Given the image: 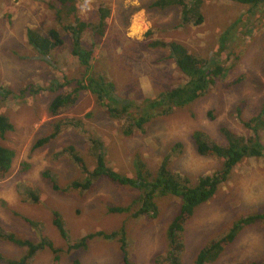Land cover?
Listing matches in <instances>:
<instances>
[{"label": "rangeland", "instance_id": "rangeland-1", "mask_svg": "<svg viewBox=\"0 0 264 264\" xmlns=\"http://www.w3.org/2000/svg\"><path fill=\"white\" fill-rule=\"evenodd\" d=\"M51 0H0V86L11 89L0 99V113L7 115L14 128L0 135V143L15 152L11 168L0 178V223L5 231L38 241L45 233L61 248L59 260L51 250H40L29 264H121L120 243L116 238L90 240L85 248L67 250V243L52 225L58 211L72 240L96 230L111 231L124 226L130 260L136 264H165L168 250L167 225L177 212L180 200L173 195L157 199L155 218L133 217L140 204L136 188L99 177L89 189H70L72 180L83 174L60 150L73 145L92 170L95 162L89 153L91 135L103 142L108 165L121 175L133 176L135 160L144 162L152 173L162 161L174 172L187 176L194 184L201 176L215 172L222 160L197 152L194 131L203 138L225 145L220 131L227 126L237 134L253 132L243 120L264 109V8L250 7L237 0H203V20L182 25L181 8L160 9L153 0H76L79 15L97 21V9L110 10L104 37L87 70L71 54L70 34L56 23ZM141 20V32H132V23ZM56 27L63 44L44 59L27 40V30L46 33ZM89 31L83 33L85 47L91 43ZM152 40H176L198 58L214 61L224 75L191 103L169 108L153 106L165 89L182 86L187 77L176 66L166 48L149 46ZM92 69V71H91ZM105 73L114 83L110 105L130 103L131 116L148 114L142 129L123 133L127 122L107 114L94 93L82 90L67 111L48 114L54 95L71 90V78ZM239 79L238 81H236ZM55 88L51 90L50 87ZM25 91H20V90ZM69 126L51 142L33 148L34 142L48 135L55 122ZM264 144V126L260 127ZM49 172L60 185L54 190ZM84 178V177H83ZM82 178V179H83ZM35 188L37 201L28 195ZM110 206H128L129 211L111 213ZM264 211V156L244 157L231 171L228 180L206 202L199 205L183 232L184 250L180 264H193L198 250L210 239H219L239 217ZM38 222V230L23 220ZM0 253L18 258L24 248L0 241ZM264 260V221L244 227L213 264H248ZM77 261L78 263H75ZM4 264V263H0Z\"/></svg>", "mask_w": 264, "mask_h": 264}, {"label": "trees", "instance_id": "trees-1", "mask_svg": "<svg viewBox=\"0 0 264 264\" xmlns=\"http://www.w3.org/2000/svg\"><path fill=\"white\" fill-rule=\"evenodd\" d=\"M238 2L249 5L250 7L261 6L264 8V0H237ZM203 0H153L151 5L165 9L171 6L181 8L182 25L190 21L199 24L203 20L201 4ZM50 6L53 8L54 18L61 29L68 32L71 37V54L76 56L79 62L89 70L92 67L91 60L95 55L96 48L99 47L107 25V17L110 10L106 7L97 9V21L89 22L81 18L78 11L76 0H51ZM89 31L91 43L85 47L82 42V35ZM28 42L38 50L39 55L44 59L49 53L63 44V39L56 27H50L43 33L37 29L27 30ZM149 46L166 48L169 56L175 62L177 68L186 75V82L179 87L165 89L157 95L152 104L167 105L169 108L177 105L191 103L204 94L211 85L216 83V79L224 75L223 67L210 61L205 66L206 61L190 53L187 47L176 41L152 40ZM92 71V69H91ZM237 79L236 81H238ZM72 84L71 90H61L52 98L48 106V114L51 116L58 115L60 112L67 111L77 101L82 90H89L95 94L97 101L105 107L107 114L114 118H123L127 124L123 129L125 135L133 132V129H142L143 124L148 120V114L135 118L129 111L130 103L121 106L110 105L106 98L112 100L114 83L106 81L105 73L97 76H87L83 78H71L61 84H55L57 88ZM55 90L54 86L50 87ZM25 91V90H20ZM11 93V89L0 86V99H6ZM69 122L61 120L54 123L51 132L43 137L38 138L33 148L44 146L54 140L64 128L69 126ZM243 125L250 129L253 134L244 136L237 134L227 126H221L220 131L225 139V145H219L210 140L203 138L200 131H194L193 138L198 153L204 156H216L221 158L222 164L215 172L201 176L194 184L190 183L187 176L172 171L166 161H162L154 173L146 168L144 162L135 160L134 175H121L106 161V153L103 142L95 134L91 135V146L89 153L94 158V168L90 170L84 159L79 155L73 145H68L60 151L75 164L83 174V179H74L69 186L70 189H89L93 181L99 177H106L112 182L124 186H131L138 190L139 206L131 214L133 217L155 218L158 215L157 199L166 195H173L179 198L180 205L177 212L169 221L165 237L168 250L164 257L165 264H180V256L184 250L183 232L186 223L193 216L195 209L210 199L216 191L228 180L232 169L244 159V157H262L264 156V144L260 141L259 129L264 126V109L260 110L255 116L243 120ZM14 128L7 115L0 113V135L3 136L7 131ZM14 150L0 143V178H4L12 165ZM43 176L50 180L54 190H59L60 185L49 172H43ZM28 195L37 201L35 188L29 186ZM108 211L111 213H122L129 211L128 206H110ZM23 220L38 230V222L23 217ZM264 221V211L254 212L236 219L219 239L207 240L198 250L193 264H213L221 256L225 248L230 245L238 236L239 232L246 226ZM52 225L57 229L61 238L67 243V250L85 248L90 240L103 238L105 240L116 238L120 243L122 254L121 264H136L130 260L126 242V232L123 225L111 231L96 230L86 233L76 240H72L64 227V220L58 211L52 213ZM0 241L10 242L24 248V253L18 258H6L0 253V263L4 264H29L30 260L42 249L47 248L53 253V259L59 260L61 248L54 246L51 239L41 232L38 241H33L27 237L18 236L13 231H5L0 223ZM75 263H78L75 261ZM248 264H264L263 261H251Z\"/></svg>", "mask_w": 264, "mask_h": 264}, {"label": "bare ground", "instance_id": "bare-ground-1", "mask_svg": "<svg viewBox=\"0 0 264 264\" xmlns=\"http://www.w3.org/2000/svg\"><path fill=\"white\" fill-rule=\"evenodd\" d=\"M132 24H133L132 25V27H133L132 32L134 34L141 32L142 28L144 27V23H142V21L138 20V19H136Z\"/></svg>", "mask_w": 264, "mask_h": 264}]
</instances>
